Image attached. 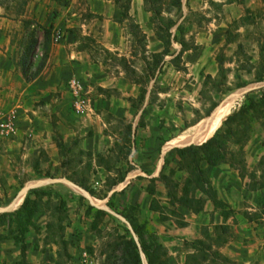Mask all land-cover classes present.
I'll use <instances>...</instances> for the list:
<instances>
[{"label":"rangeland","instance_id":"1","mask_svg":"<svg viewBox=\"0 0 264 264\" xmlns=\"http://www.w3.org/2000/svg\"><path fill=\"white\" fill-rule=\"evenodd\" d=\"M32 7L36 14H30L28 5L22 13L19 0H0V15L18 12V19L30 21L16 31L14 59L20 61L30 34L37 31L28 74L34 72L44 53L43 27L58 25L68 54L80 47L90 52L92 65H75L74 72L84 82L89 110L74 115V138L61 123V109H56L62 103L73 113L68 92L73 71L66 61L58 63L59 46L51 29V51L36 85L29 87L15 76L20 67L12 69L10 82L0 79V89L14 87L0 91L2 115L18 103L17 127L24 124L25 113L32 119L39 113L46 123L41 134L32 126L16 129L26 130L20 138L0 135V207L9 205L29 182L67 177L125 216L130 225L67 184L37 188L38 193L29 195L31 190L16 209L0 216V264H80L81 250L89 251L97 264H144L143 259L149 264L132 229L141 246L156 242L166 248L161 256L165 264H184L182 253L172 252L167 241L183 221L177 209L187 161L179 151L184 147L168 142L231 92L250 84V91L225 118L233 120L223 121L211 161L199 149L190 152L200 166L224 174L236 189V199L244 202L235 209L239 219L264 221V0H181L180 6L174 0H75V16L71 11L62 15L64 7L55 0H40ZM208 28L214 34L208 46L217 61L214 75L195 59L204 47L195 39ZM168 38L170 54L155 57ZM177 52L181 55L174 60ZM53 70L59 74L51 81ZM91 136L102 147L79 153L80 137ZM41 137L49 138L47 148L39 145ZM61 143L73 146L75 155L60 156ZM27 196L30 200L23 207ZM258 232L264 249V233ZM132 237L141 261L129 247Z\"/></svg>","mask_w":264,"mask_h":264},{"label":"crops","instance_id":"2","mask_svg":"<svg viewBox=\"0 0 264 264\" xmlns=\"http://www.w3.org/2000/svg\"><path fill=\"white\" fill-rule=\"evenodd\" d=\"M39 1L40 0L28 1V3L31 2V4H26L28 5V7L31 6L32 10H30V14H36V10H33L32 6L38 5ZM55 1L59 2V4L64 7V10L60 11L62 15H66V11H71L72 15L75 16V0ZM17 13L18 12H16V15H0V79L5 81L8 80V82H10V79L13 76L12 69L16 71V69L20 67L19 59H14L13 56L14 46L16 44L14 36L17 29H20L18 28L20 27V24H24V18L18 19ZM72 20L73 23H75V18H73ZM57 26L58 25L51 27V29L55 32L54 36H56V33L61 34L59 40L55 41V44L59 46V50H57L58 52L55 57L58 58V63L66 61L73 71L72 78H78L82 83H84L80 77L75 76V65L78 66V69H80L79 67L92 65V62L90 61V52L85 47H80L78 49L73 48L71 54H68L65 47L66 43L62 42L64 39V33L61 32L60 28L58 29ZM213 39L214 34L210 28H208L204 32H201L198 38L195 39L196 44H198L200 41L204 45L201 52L196 51L199 54H197L195 59L196 61L200 60L201 62H203V65H205V72L211 75H214L218 71L217 61L208 51V46L211 42H213ZM71 45L75 46L76 44L75 42H73L71 43ZM178 53L180 52H177V54ZM175 55H173V57ZM54 67L57 68L56 66ZM19 72L20 73L15 76L22 77L26 82H29V87H33V85H36V79L41 76L40 73L38 77L28 81L25 79L22 71L19 70ZM58 74L59 72L57 70H53L50 74V77H53L51 81L58 79ZM83 74L88 75L86 70ZM44 78H46V75L44 76ZM11 84L14 85V83ZM9 89L13 91L14 87L10 85L6 88L0 89V91L10 92ZM68 92L73 102V97L69 91V86ZM62 105V103H59L56 108L58 110L61 109L58 113L62 119L61 123L63 124L64 129H68V131H70L75 138L78 132H76L75 127L78 126H76L75 124L74 115H79L76 114L74 110L73 113H70L67 109H65V107H62ZM14 106L15 107L11 109L10 113H13L15 115L16 112L19 113L20 109L18 107L22 105L16 103ZM88 110L89 101L86 113L88 112ZM25 115L27 116V118L24 119V124L21 127L24 129H28L34 126V128L38 130V134L43 133V126L46 123L43 122L44 120L39 117L41 116V114L37 113V116H35L33 119L28 114L25 113ZM21 127L19 125L17 127L16 124L17 130ZM17 130L12 136L18 138L23 137V133H25L26 130L20 133ZM36 134L37 132L35 133V135ZM80 138L81 141L79 140L77 144H79L81 150H84L86 152L99 151V149L102 147L101 144H98L95 141L96 137L94 136L88 138ZM37 141L39 142V145L47 148L49 138L41 137L37 139ZM97 166L101 168L103 167L105 170H109L102 164H97ZM200 167L203 170L202 185L196 182H192L189 188V197L202 200V208L199 211H193V209H191V207H189L188 205L178 203L179 206L177 210L182 215L183 221L180 225H176L173 238H169V241H167V245H170V250L176 254H179L181 252L184 258V264L188 263L189 261L192 264H264V249L259 245L262 240L257 237V233H259L258 231L262 230V233H264V221L256 222L255 220H250L243 216V218L239 219L237 215H240V212L239 210L235 209L242 208L244 202H239L236 199V196H238V192L235 191L236 189L233 186L231 187L229 186V184H227L228 179H224V174H218L209 170L207 171L202 166ZM184 170L186 171V178L191 176L188 169ZM238 178L242 180L240 176H238ZM209 189H212L215 192L218 199L227 203V205L229 206L228 208L231 210L230 215L225 216L223 209L215 204V202L209 196ZM252 210L255 211L256 208ZM221 225L227 226L229 231L224 232L223 229H220ZM246 237L249 240H246ZM218 238H220L221 241H217L219 240ZM198 240L211 242L213 249H210L209 247L199 249L197 247L198 245L196 244V241ZM218 242L220 243L218 244ZM214 248L216 250H214Z\"/></svg>","mask_w":264,"mask_h":264},{"label":"trees","instance_id":"3","mask_svg":"<svg viewBox=\"0 0 264 264\" xmlns=\"http://www.w3.org/2000/svg\"><path fill=\"white\" fill-rule=\"evenodd\" d=\"M29 0H19L22 8L21 10L24 11V7L26 6V4L28 3ZM174 3H177L179 6L181 5V0H174ZM30 23L29 20H24V26H28V24ZM44 29V44H43V48H44V53L42 55L41 60L38 63V66L36 68V70L34 72H32L31 74H28V68L30 67V65L32 64V61L30 59V55L34 52L36 45L38 43V36H37V31H33L30 34L29 39L27 40V43L24 47V53L19 61V66L21 68V71L25 77L26 80L30 81L35 79L36 77H38L41 73V71L44 69L48 57H49V53L51 51V36H52V31L50 28H46L43 27ZM165 42V48L163 49V51L161 52H157L155 53V57L158 58H163L164 56L170 54V44H171V40L168 38L167 40H164ZM181 44L183 45V49H184V43L181 42ZM169 45V46H168ZM175 55V54H172ZM179 55H181V52L179 54H176L174 56V60L176 59V57H178ZM220 63V61H219ZM220 67V64H219ZM221 103V102H220ZM219 103V104H220ZM217 104L210 113H208L207 115H211L212 113L215 112V110L217 109L216 107L219 105ZM257 104V103H255ZM234 118V116H229L226 120H224V124H228L230 121H232ZM220 130L221 127L217 130V132L215 133V135L208 140L207 142H205L204 144L201 145H194V144H188L183 146L184 148H179V151L182 152V154L184 156H186V163L187 165H185V168L188 169V171L190 172L191 176L187 177L183 186V191H182V196L179 198V202L185 205H188L189 207H191V209H193V211H199L202 208L203 205V201L199 200V199H193L191 197H189V188L192 182H196L200 185H202V180H203V170L200 167V163L196 160V154L190 152L191 150H195V149H199L201 150V152L208 158L209 161H211L212 159V153H214L216 151V149L214 148V144L217 142V139L220 136ZM60 148V155L64 156L66 154V152H69L73 155H75L73 146H66L64 143H61L59 145ZM84 150H79V153H84ZM190 157V158H189ZM196 160V161H195ZM40 190L39 189H33L30 194H36L38 193ZM209 196L211 197V199L215 202V204L220 207L221 209H223L224 215L228 216L231 213V210L228 208L229 206L227 205V203H225L224 201L220 200L217 198V195L215 194V192L212 189L208 190ZM30 200L29 196H27L25 198V201L23 203V207L26 206V204L28 203V201ZM229 210H228V209ZM101 212H104L103 210H100ZM1 215H6V213H2ZM136 225V224H135ZM220 229H223L224 232L229 231V229L227 228V226L225 225H221ZM137 233L140 237V239H142L141 236V232L138 231L137 229ZM219 240L217 241H221L220 238H218ZM222 239V238H221ZM220 242H218L219 244ZM129 244H130V249L131 250H136V254L138 256L139 261H141V257H140V253L138 250V246L134 240V238L132 237L129 240ZM196 244L198 245L197 247L199 249H203V248H207L209 247L210 249H213L212 243L211 242H207L204 240H198L196 241ZM142 248L143 250L146 252V255L149 259V264H165L164 261H162V255H165L167 253L166 248H164L163 245L159 244V243H154L153 245H146L144 242H142Z\"/></svg>","mask_w":264,"mask_h":264},{"label":"bare ground","instance_id":"4","mask_svg":"<svg viewBox=\"0 0 264 264\" xmlns=\"http://www.w3.org/2000/svg\"><path fill=\"white\" fill-rule=\"evenodd\" d=\"M250 89L251 84L231 92L216 107L217 109L214 113L205 116L197 124L190 127L189 130L183 132L178 137L170 139L168 143L178 147H183L188 144H204L215 135L225 118L229 115L235 105L242 99L244 94L250 91ZM21 201L22 199L17 205H19Z\"/></svg>","mask_w":264,"mask_h":264},{"label":"built area","instance_id":"5","mask_svg":"<svg viewBox=\"0 0 264 264\" xmlns=\"http://www.w3.org/2000/svg\"><path fill=\"white\" fill-rule=\"evenodd\" d=\"M60 33H56L55 40H59ZM69 91L73 97V110L78 115H83L87 111L88 100L84 95V85L78 78H71L68 82ZM14 114L2 115L0 113V135L3 137L12 136L16 131ZM97 260L87 250L80 252V264H97Z\"/></svg>","mask_w":264,"mask_h":264},{"label":"water","instance_id":"6","mask_svg":"<svg viewBox=\"0 0 264 264\" xmlns=\"http://www.w3.org/2000/svg\"><path fill=\"white\" fill-rule=\"evenodd\" d=\"M57 183L69 185L76 192H78L79 194L88 198L92 205L110 212L111 214H113V215L117 216L118 218L124 220L125 222H127L130 225L129 221L127 220V218L125 216H123L122 214H120L118 212L110 210L106 205H104L103 203H101L100 201L95 199V197H93L88 190H86L80 184L74 182L73 180H71L67 177H49V178L38 179V180H35V181H32V182L25 184L21 188V190L17 193V195L14 197V199L10 202L9 205H7L5 207H0V214L10 212V211H13L14 209H16L18 202L21 199H23L25 197V195L28 192H30L31 190L46 187L48 185H53V184H57ZM132 233H133V237L135 238V240H136V242H137V244H138V246L142 252V248H141L142 246H141L140 240L137 237V235L133 229H132ZM143 262H144V264H147L144 261V259H143Z\"/></svg>","mask_w":264,"mask_h":264}]
</instances>
